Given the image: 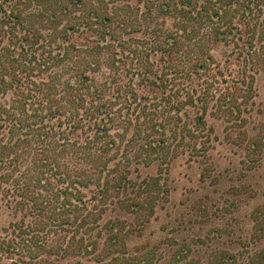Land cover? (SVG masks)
<instances>
[{
  "label": "trees",
  "instance_id": "16d2710c",
  "mask_svg": "<svg viewBox=\"0 0 264 264\" xmlns=\"http://www.w3.org/2000/svg\"><path fill=\"white\" fill-rule=\"evenodd\" d=\"M260 72L264 0H0V264H149L128 242L172 162L207 157V117L248 137L256 112L264 146ZM252 221L210 264H264V201Z\"/></svg>",
  "mask_w": 264,
  "mask_h": 264
},
{
  "label": "rangeland",
  "instance_id": "374dc122",
  "mask_svg": "<svg viewBox=\"0 0 264 264\" xmlns=\"http://www.w3.org/2000/svg\"><path fill=\"white\" fill-rule=\"evenodd\" d=\"M222 51L218 45L216 56ZM255 86L258 106L264 95V73L256 75ZM261 120L252 112L245 137L236 136V132L227 134L222 118L208 116L207 123L215 135L213 147L204 159L184 156L172 162L166 177L168 197L140 229V236L128 242V252L148 250L151 264H178L186 255L210 264L209 257L217 250L245 253L251 246L248 239L253 230V209L264 201V146L260 150L257 144L249 158L245 150ZM157 171V164H152L143 167L141 174L154 175ZM11 217L1 207L0 227Z\"/></svg>",
  "mask_w": 264,
  "mask_h": 264
}]
</instances>
